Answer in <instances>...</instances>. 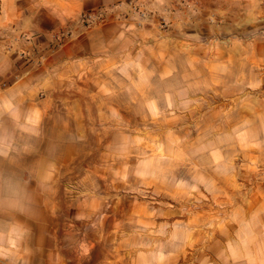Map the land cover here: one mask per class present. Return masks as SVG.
Returning <instances> with one entry per match:
<instances>
[{"label":"crops","instance_id":"obj_1","mask_svg":"<svg viewBox=\"0 0 264 264\" xmlns=\"http://www.w3.org/2000/svg\"><path fill=\"white\" fill-rule=\"evenodd\" d=\"M87 14L103 20L85 25ZM167 100L181 115L205 112L209 131L214 100H237L240 129L264 133V0H0V173L29 193L24 211L0 209V264H264V143L218 206L213 193L143 205L140 234L119 236L118 205H97L89 134L97 144V126L119 117L134 131L135 116ZM77 165L85 173L61 191ZM61 228L82 233L78 250ZM102 242L141 246L97 257Z\"/></svg>","mask_w":264,"mask_h":264},{"label":"rangeland","instance_id":"obj_2","mask_svg":"<svg viewBox=\"0 0 264 264\" xmlns=\"http://www.w3.org/2000/svg\"><path fill=\"white\" fill-rule=\"evenodd\" d=\"M173 86L159 87L168 91ZM164 102L167 108L158 114L151 110L149 117L135 116L134 131H126L119 117L118 125L111 130H104L105 124L97 126V144L93 134H89L83 157H97V205H118L119 236L131 231L140 234L143 205L174 208L188 203L190 195V199L197 195L200 204L205 203L206 193L210 197L213 193L218 206L223 195L227 196L239 183L237 178L229 179V175L245 171L247 151L253 152L256 145L264 143V133L240 129L243 124H239L237 100H229L231 105L225 110L216 109L222 101L214 100L212 131L206 130L205 112L190 116L188 111L181 115L179 110L171 109L174 101ZM207 171L210 175L206 176ZM84 173L77 165L59 176L58 187L63 191L65 184L70 188L77 186L78 175ZM65 214L68 218L74 216L70 209ZM63 232L70 236V249L78 250L77 240L82 233L78 234L76 228L68 232L61 228L60 233ZM101 234L110 239L107 233ZM137 246L141 245L102 242L97 244V257H109L110 253L125 256ZM95 247L81 245L79 249L88 252Z\"/></svg>","mask_w":264,"mask_h":264},{"label":"clouds","instance_id":"obj_3","mask_svg":"<svg viewBox=\"0 0 264 264\" xmlns=\"http://www.w3.org/2000/svg\"><path fill=\"white\" fill-rule=\"evenodd\" d=\"M28 197V190L21 180L10 174L0 173V209L24 211Z\"/></svg>","mask_w":264,"mask_h":264},{"label":"built area","instance_id":"obj_4","mask_svg":"<svg viewBox=\"0 0 264 264\" xmlns=\"http://www.w3.org/2000/svg\"><path fill=\"white\" fill-rule=\"evenodd\" d=\"M138 13H140V16H145L146 15V10H143V11H138ZM102 17L98 16V15H93V14H87L84 16L83 18V23L85 25H95V24H99L102 22ZM71 34L68 32V31H63L61 33H59L56 38L58 40H61V39H65V38H68L70 37Z\"/></svg>","mask_w":264,"mask_h":264}]
</instances>
